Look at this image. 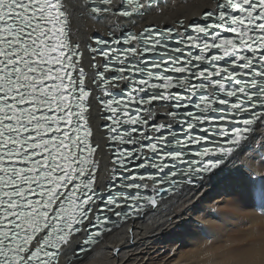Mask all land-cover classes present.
<instances>
[{"label":"snow or ice","instance_id":"snow-or-ice-1","mask_svg":"<svg viewBox=\"0 0 264 264\" xmlns=\"http://www.w3.org/2000/svg\"><path fill=\"white\" fill-rule=\"evenodd\" d=\"M169 7L0 0V264H87L118 220L212 181L264 218V173L229 169L264 166V0ZM240 247L264 264V237Z\"/></svg>","mask_w":264,"mask_h":264},{"label":"bare ground","instance_id":"bare-ground-1","mask_svg":"<svg viewBox=\"0 0 264 264\" xmlns=\"http://www.w3.org/2000/svg\"><path fill=\"white\" fill-rule=\"evenodd\" d=\"M170 22L176 12L191 13L194 0H162ZM199 2V0H195ZM164 23L165 20H161ZM74 24L73 39H81ZM93 29L83 28V32ZM160 111H163L161 109ZM97 123H103L97 120ZM264 132V129L260 130ZM257 139L255 147L259 146ZM246 152L233 165L232 173L243 167L253 179L264 173L259 159L250 160ZM106 161L102 160V164ZM101 178L106 175L101 172ZM261 209L253 207L242 192L228 184L208 182L202 188H183L164 200L154 211L134 222L122 224L94 246L87 264H237L245 259L260 260L258 252L246 255L240 247L245 241L264 237ZM117 249L119 251H117Z\"/></svg>","mask_w":264,"mask_h":264}]
</instances>
